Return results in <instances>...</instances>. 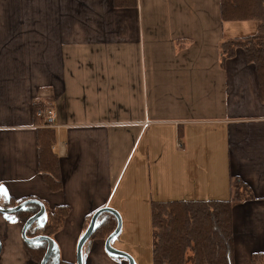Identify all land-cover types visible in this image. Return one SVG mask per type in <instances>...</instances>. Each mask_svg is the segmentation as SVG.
<instances>
[{
	"label": "crops",
	"instance_id": "obj_1",
	"mask_svg": "<svg viewBox=\"0 0 264 264\" xmlns=\"http://www.w3.org/2000/svg\"><path fill=\"white\" fill-rule=\"evenodd\" d=\"M220 4L0 0V208L28 196L68 206L53 238L66 263L85 220L109 207L124 222L111 245L153 264L152 202L229 201L237 181L233 262L264 264V98L242 49L223 60V43L259 23L225 20ZM44 103L57 115L58 192L39 167ZM22 231L0 213V264H37ZM82 251L83 264H129L105 240Z\"/></svg>",
	"mask_w": 264,
	"mask_h": 264
},
{
	"label": "trees",
	"instance_id": "obj_2",
	"mask_svg": "<svg viewBox=\"0 0 264 264\" xmlns=\"http://www.w3.org/2000/svg\"><path fill=\"white\" fill-rule=\"evenodd\" d=\"M116 7H130L132 0H114ZM221 12L225 20L250 19L259 23V31L253 37L239 38L223 43V60L233 58L237 49H242L246 59L257 70L259 86L264 98V0H221ZM39 137V167L53 192L62 189L59 161L51 147L55 135L52 129L42 130ZM237 188L229 201H180L152 202L153 264H235L231 209L234 201H240L244 194H238L243 184L235 181ZM12 202H7L8 209ZM2 208V209H3ZM40 209L28 206L21 210L17 219L24 225ZM70 208L58 206L50 213L49 223L27 228V237L44 235L53 237L61 229ZM96 225L89 242L94 239L107 240L117 229L118 217L112 211L102 210L97 215ZM85 220L88 228L91 219ZM31 257L42 262L48 248L47 241L26 243ZM121 257V256H120ZM47 264H69L61 261L54 249Z\"/></svg>",
	"mask_w": 264,
	"mask_h": 264
},
{
	"label": "water",
	"instance_id": "obj_3",
	"mask_svg": "<svg viewBox=\"0 0 264 264\" xmlns=\"http://www.w3.org/2000/svg\"><path fill=\"white\" fill-rule=\"evenodd\" d=\"M28 203V202H27ZM30 203V202H29ZM26 204V203H25ZM25 204H22V205H19V207L13 209V210H5L4 208H0V213H2L3 215L4 214H10L12 212H15L17 211L18 209L22 208L23 205ZM105 210H109V211H112L114 213V215H116L118 217V226L116 227L117 229L115 230V232L106 240V249H107V252H109V254H112V255H115V256H121V257H125L129 264H135V261L134 259L126 254V253H123L122 251L120 252L119 250L115 249L112 245H111V240H113L121 231L122 229V219H121V216L119 215V213L117 211H115L114 209L112 208H106ZM101 211V210H100ZM100 211L96 212L95 215H93V218L91 220V223L89 225V227L87 228V231L85 232L84 236L82 237V239L80 240L79 244H78V249H77V258H78V262L77 264H83V261H82V248L83 246L85 245L86 241H88L94 231V228H95V225H96V220H97V215H99ZM45 213V210L44 208H42V210L37 214L35 215L34 217H31V219H29L28 223L26 226L36 222L39 218H41ZM23 238L25 239L26 242H29V243H36L38 241H40L41 239H43L42 237H38V238H34V239H28L25 237V232L23 233ZM48 242H49V247H48V251L46 253V255H44V260L42 262V264H46L47 260L50 258L51 254L53 253V249H54V244L52 242L51 239L48 238Z\"/></svg>",
	"mask_w": 264,
	"mask_h": 264
},
{
	"label": "flooded vegetation",
	"instance_id": "obj_4",
	"mask_svg": "<svg viewBox=\"0 0 264 264\" xmlns=\"http://www.w3.org/2000/svg\"><path fill=\"white\" fill-rule=\"evenodd\" d=\"M12 203L9 205V207H8V209L7 210H13V209H15V208H17V207H19V205H22V204H25V205H23V207L22 208H20V209H18L17 211H15V212H12V213H10L9 215H13L16 219L18 218V217H20V216H22L21 215V210L22 209H24L25 207H30V206H37V207H39V209H40V211L42 210V208H44V210H45V213H44V215L41 217V218H39L36 222H34V223H36L37 224V226L39 227H41L42 225V223H44L45 225L47 224V223H49V220H50V213H52L53 211H54V209L56 208V207H58V206H56L55 208H53V209H51L48 205H46V203L45 202H43L42 200H40V199H38V198H36V197H29L28 196V198H25V199H22V200H20V201H15L14 199H12V200H10ZM28 202V203H27ZM30 202V203H29ZM106 208H108V207H105V208H102V209H100L101 211L102 210H105ZM100 210H98V211H100ZM39 211V212H40ZM97 211V212H98ZM39 212H37L35 215H37ZM35 215H33L32 217H34ZM95 215V214H94ZM42 218H45V220H43ZM93 218V217H92ZM29 219H31V217H29ZM29 219H28V221H29ZM67 219V218H66ZM92 220V219H91ZM28 221L26 222V224L24 225L21 221H19V223H21L22 224V228H23V233L25 232V237L26 238H28V239H34V238H38V237H42L43 239H41L40 241H47V243H48V247H49V242H48V238L49 239H51L52 240V242H53V238H54V236L56 235V234H58L59 233V231H60V229H59V231L55 234V235H53V237H47V236H44V235H39V236H35V237H31V238H29V237H27V235H26V231H27V228L28 227H30L32 224H34V223H32V224H30V225H28V226H26L27 225V223H28ZM41 222V223H40ZM91 223V222H90ZM65 224V223H64ZM90 225V224H89ZM64 226V225H63ZM89 227V226H88ZM63 228V227H62ZM61 228V229H62ZM87 229V228H86ZM87 231V230H86ZM92 236V235H91ZM91 238V237H90ZM25 240V239H24ZM94 240H100V239H94ZM94 240H92V241H94ZM40 241H38V242H40ZM92 241H86V243H85V245H89V244H91V242ZM26 243H29V242H26L25 241V245H26ZM37 243V242H36ZM31 244V243H30ZM53 244H54V242H53ZM84 247V246H83ZM26 249H27V247H26ZM54 249H55V247H54ZM54 249H53V251H54ZM83 249V248H82ZM1 250H2V245H1V243H0V253H1ZM47 251H48V248H47ZM47 251H46V253H47ZM27 252L29 253V255H30V257H31V254H30V252L28 251V249H27ZM83 252V251H82ZM46 253H45V255H46ZM53 254V253H52ZM51 254V255H52ZM59 255V254H58ZM45 257V256H44ZM51 257V256H50ZM60 258V257H59ZM31 259L35 262V263H37V264H39L38 262H36L32 257H31ZM61 259V258H60ZM43 260H44V258H43ZM43 260H42V262H43ZM49 260V259H48ZM48 260H47V262H48ZM61 261H63L62 259H61ZM82 261H83V259H82ZM42 262L40 263V264H42ZM47 262H46V264H47ZM63 262H65V261H63ZM77 262H78V258H77Z\"/></svg>",
	"mask_w": 264,
	"mask_h": 264
},
{
	"label": "built area",
	"instance_id": "obj_5",
	"mask_svg": "<svg viewBox=\"0 0 264 264\" xmlns=\"http://www.w3.org/2000/svg\"><path fill=\"white\" fill-rule=\"evenodd\" d=\"M36 116L41 120L44 128H56L57 115L53 105L44 103L38 108Z\"/></svg>",
	"mask_w": 264,
	"mask_h": 264
},
{
	"label": "rangeland",
	"instance_id": "obj_6",
	"mask_svg": "<svg viewBox=\"0 0 264 264\" xmlns=\"http://www.w3.org/2000/svg\"><path fill=\"white\" fill-rule=\"evenodd\" d=\"M50 129H51V128H50ZM53 129H55V128H53ZM121 219H122V216H121ZM122 223H124V222H123V219H122ZM41 225H42V227H43V225H45V224L42 223ZM122 227H123V225H122ZM152 250H153V248H152ZM113 256H115V255H113ZM115 257L121 258V257H119V256H115Z\"/></svg>",
	"mask_w": 264,
	"mask_h": 264
},
{
	"label": "bare ground",
	"instance_id": "obj_7",
	"mask_svg": "<svg viewBox=\"0 0 264 264\" xmlns=\"http://www.w3.org/2000/svg\"><path fill=\"white\" fill-rule=\"evenodd\" d=\"M109 208V207H108Z\"/></svg>",
	"mask_w": 264,
	"mask_h": 264
}]
</instances>
